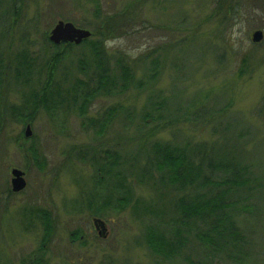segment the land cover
Masks as SVG:
<instances>
[{
    "label": "rangeland",
    "instance_id": "374dc122",
    "mask_svg": "<svg viewBox=\"0 0 264 264\" xmlns=\"http://www.w3.org/2000/svg\"><path fill=\"white\" fill-rule=\"evenodd\" d=\"M98 1L97 5L95 0H0V53L6 65L3 78H11L0 91V264H36V257H42V264H158L160 260L143 242L145 225L156 220L134 218L131 206L104 205L95 186L102 174L79 157L88 145L98 150L120 147L117 120L106 133L96 136L94 129L87 127L88 117L100 121L118 104L140 113L153 90L141 58L150 62L147 55L151 52L152 59L161 61L156 91L172 98L175 105L195 97L217 108L230 104L221 124L218 120L196 126L180 123L161 130L154 139L173 143L213 141L219 137L212 133L215 125L222 128L229 122L232 138L243 134V139L225 142L221 136L219 149L233 151L262 184L250 200L254 207L251 212L236 216L245 243L233 250L234 260L223 256L212 264H264V37L260 43L252 40L255 31L264 32V0ZM15 2L19 9H13ZM17 10L20 18L14 14ZM114 13H122L115 19L124 22L120 37L104 44L110 65L115 66L123 55L135 68L136 82L144 80L145 86L140 88L135 82L117 97L96 96L84 115L72 107L73 96L62 93L59 101H65L55 116L43 105L38 107L27 136L28 122L16 114L23 97L11 77L15 71L10 59L24 48L23 36L30 33L27 48L32 56L43 57L44 36H50L58 21H70L92 32L105 16ZM98 38L94 35L89 39ZM66 45L58 50L66 51ZM84 46L70 51L60 73L65 75L72 69L75 76L82 77L78 62L85 58L92 73V56ZM38 63L32 72L35 79L39 76ZM46 79L43 69L41 85ZM61 83L63 87L71 85ZM136 134L134 125L124 130L125 140ZM35 142L41 145L38 161L44 164L43 169L32 158ZM133 147L134 143L126 149ZM17 168L27 171L28 185L23 192L10 195L11 171ZM88 190L98 191L94 194L95 207L102 210L97 214L87 205L81 206V192ZM135 193L146 200L155 196L151 188L141 184H135ZM29 207L50 213L54 229L47 242L42 240L46 227L40 212L31 216ZM95 216L106 221L107 237L95 231ZM75 232L81 237L73 235ZM200 251L191 244L174 262L161 264H188L184 257L198 259L202 257Z\"/></svg>",
    "mask_w": 264,
    "mask_h": 264
},
{
    "label": "trees",
    "instance_id": "16d2710c",
    "mask_svg": "<svg viewBox=\"0 0 264 264\" xmlns=\"http://www.w3.org/2000/svg\"><path fill=\"white\" fill-rule=\"evenodd\" d=\"M95 1L98 5L99 1ZM13 4V9H19L16 2ZM14 14L17 18L21 16L19 10ZM120 14L105 16L92 29V36L96 35L99 38L87 39L81 43L91 54L90 61L94 67L90 74L89 59H80L78 71L82 77L75 76L72 69L66 71L65 75L59 72L70 51L81 44L68 43L63 46L65 49L68 48L66 51L58 50L61 45L51 42L46 33L44 36L46 54L37 57L32 56L27 48L30 33L25 34L24 48L15 53L14 57H10L15 71V75L11 77L15 82L28 86L27 92L21 94L23 104L20 108L34 112L41 105L48 110L57 108L56 93L50 86L53 82L50 80L59 74L64 79L74 81L68 92L72 91V107L81 115L86 113L91 102L99 94L117 97L128 91L136 82L134 66L124 59L123 55L116 60L115 66L110 65L109 55L104 46L106 40L120 37L123 31L121 24L124 21L120 23L115 19ZM152 56L153 52L147 55L148 59H151L150 62L141 58L147 70L146 77L152 81L153 90L150 91L146 104L139 114L118 104L110 107L100 121L88 117L87 127L93 128L96 136L106 133L116 120V124L121 127L116 136L117 145H120L118 149H101L92 155L95 161L93 164L102 174V177L98 176L99 180L95 186L99 189L104 205L111 203L114 207L119 206L122 209L131 206L134 218L142 222H146V219L156 220L145 225L143 242L160 260L158 264L174 262L191 244L201 249L202 257L194 259L186 255L184 259L188 264H212L216 258L223 259V256L234 260L233 250L238 249L246 239L236 216L243 212H251L254 207L250 200L254 192H259L262 184L256 177H252L255 174L250 170V166L243 164L233 151L220 150L226 147L219 149L218 141L221 136L223 137L221 141H238L243 139V134L232 138L229 134L231 124L227 122L221 125L222 128L215 125L212 133L219 137L217 136V139L215 137L213 141L187 140L184 143H173L154 139L161 130L180 123L195 126L209 122L215 124L217 120L220 123L221 116H224L230 104L217 108L216 104L208 105L195 97L175 105L172 98L165 97L161 91H156L161 61L158 58L152 59ZM39 59L42 60V64L38 63ZM37 63L39 66L36 74L39 76L35 79L36 76L33 77L32 72ZM5 67L3 53H0V91L6 79H11L3 78ZM43 69H46L48 79L41 85ZM136 83L140 88L145 86L144 80H137ZM54 100L56 105L55 103L51 105ZM64 101L62 98L58 103ZM61 105L63 103H60ZM97 124L99 126H96ZM132 125L136 126L137 134L125 140L124 130ZM133 143L135 147L132 150L126 149ZM135 184L148 186L155 196L150 200L137 196ZM244 191L245 193H242ZM97 192L91 190L86 203L95 214L102 210L95 207L94 194ZM39 212L42 216L47 214ZM49 222L48 219L46 230L49 229ZM75 236L80 238L78 233ZM41 258L36 257L33 261L42 264Z\"/></svg>",
    "mask_w": 264,
    "mask_h": 264
},
{
    "label": "flooded vegetation",
    "instance_id": "af4514ba",
    "mask_svg": "<svg viewBox=\"0 0 264 264\" xmlns=\"http://www.w3.org/2000/svg\"><path fill=\"white\" fill-rule=\"evenodd\" d=\"M67 43H61L60 45H66ZM13 79V78H12ZM48 79V78H47ZM51 81H53L52 82V84H50V86H51V88H53V90H54V93H56V101H57V105H56V101L54 100V102H52L51 103V105H54V103H55V105L57 106V108L56 107H54L53 108V110H51V112H53V114H54V116L56 115L55 114V112L58 110V108H59V106H60V103H58L59 102V98H60V96H61V94L62 93H65V95L67 96V97H69V95H71L72 94V91H69L68 92V90H69V88L71 89V85L70 86H68V87H63L62 86V83H61V81H67V82H69V84H72V82H74V81H72L71 79H64V78H62V77H60V76H54L51 80H50V82ZM10 84L12 83V82H9ZM18 86H20V88H17L16 90L17 91H19V93L20 94H22V92H21V90H23V88L25 87V85L24 84H21L20 82L17 84ZM49 87V86H48ZM27 89H28V87H27ZM100 95V94H99ZM98 95V96H99ZM30 111V110H29ZM50 111V110H49ZM36 113V111L34 112V111H32L31 113H28V111H26L25 110V113H24V110H22V108H20V109H18L17 111H16V114H17V117H18V119L19 120H22V119H25V120H27V128L28 127H30V125H31V121L33 120L32 118H33V116H34V114ZM55 119V118H54ZM56 125V124H55ZM96 126H99V124H97ZM98 128V127H97ZM101 135H103V134H101ZM34 144H36L35 146L33 145V148L31 149V151H32V158L35 160V164L36 165H38V166H40L41 167V169H43V165H41L40 164V162L38 161V158H39V152H38V150H40V146L41 145H39L38 144V142H35ZM95 148V149H94ZM100 150H98L97 149V146H91V145H88V146H86L85 147V149L83 150V153H82V155L81 156H79L83 161H86V160H88L89 162H91L92 164L95 162L93 159H92V155H94V153L95 152H99ZM89 158H91V159H89ZM85 159V160H84ZM94 161V162H93ZM18 169V168H17ZM13 170V169H12ZM19 170H21L23 173H24V178H25V181H26V186H25V188L24 189H22V190H20V191H18V192H15L14 190H13V188H12V179H13V176L11 177V189L10 190H8L9 191V193H10V195H16V194H18V193H21V192H23V190H25L26 188H27V185H28V181H27V175H28V173H27V171L26 170H22V169H20L19 168ZM11 174H12V171H11ZM91 192V190H88V191H86V192H84V191H82L81 192V195H82V199H81V206L83 205H86V203H87V201H88V199H89V196H90V193ZM77 202V201H76ZM39 211H43L44 213H47L46 214V216H45V214L42 216V214H40V216L43 218V221H44V224H45V227H46V225H47V220H46V218L48 217V219L50 220V222H49V226H48V228L49 229H45L44 230V236H43V241H45V242H47L48 241V239H50V237H51V235H52V232H53V226H52V222H53V220L51 221V215H50V213L49 212H47L46 210H44V209H39V208H37V207H29L28 209H27V212H29V214L31 215V216H34L35 215V212H39ZM35 217V216H34ZM95 219H101L102 221H104L105 222V224H106V226H107V223H106V221L105 220H103L102 218H100L99 216H95V217H93V224H94V228H95V231H97V233H98V235H99V232L102 230V227H101V225L100 224H98L99 225V227L100 228H98L96 225H95ZM75 234H77V232H75V233H73V235H75ZM81 237V236H80ZM103 238V237H102Z\"/></svg>",
    "mask_w": 264,
    "mask_h": 264
},
{
    "label": "water",
    "instance_id": "95a60500",
    "mask_svg": "<svg viewBox=\"0 0 264 264\" xmlns=\"http://www.w3.org/2000/svg\"><path fill=\"white\" fill-rule=\"evenodd\" d=\"M92 36V32L88 29H83L77 27L72 22H65L63 20L58 21L54 28L50 32L49 39L56 45L61 43H74L76 45L81 44L83 41L89 39ZM264 37V32L261 30L255 31L253 33L252 40L255 43H260ZM30 127L27 130V136L30 135ZM12 188L15 192H18L25 188L26 181L24 178V173L19 169L12 170ZM101 225L102 230L99 232L101 237H107V227L104 221L101 219H95V225L99 227Z\"/></svg>",
    "mask_w": 264,
    "mask_h": 264
}]
</instances>
